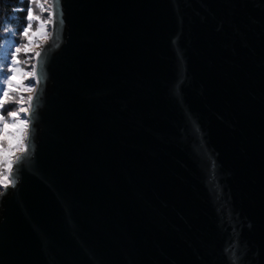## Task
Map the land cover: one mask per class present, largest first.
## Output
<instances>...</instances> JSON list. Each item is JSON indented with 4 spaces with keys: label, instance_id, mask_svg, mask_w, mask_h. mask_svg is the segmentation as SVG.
Masks as SVG:
<instances>
[{
    "label": "water",
    "instance_id": "95a60500",
    "mask_svg": "<svg viewBox=\"0 0 264 264\" xmlns=\"http://www.w3.org/2000/svg\"><path fill=\"white\" fill-rule=\"evenodd\" d=\"M60 7L0 264H264V0Z\"/></svg>",
    "mask_w": 264,
    "mask_h": 264
},
{
    "label": "snow or ice",
    "instance_id": "6c2138e0",
    "mask_svg": "<svg viewBox=\"0 0 264 264\" xmlns=\"http://www.w3.org/2000/svg\"><path fill=\"white\" fill-rule=\"evenodd\" d=\"M28 5L26 10L21 9L25 11V24L19 32H16L11 27L10 22L7 21L3 28L0 29L6 34L0 37V40L10 42L6 55L2 54L6 45L0 43V189H3L0 191V197H3L9 188H16L21 169L27 162L29 154V145L24 144L23 141L27 140L30 143L32 141V112L30 110L34 108L33 101L35 97L28 95L25 100V97L20 95L17 99L15 96H10V92L14 89L28 93L37 91L41 83L37 68L41 63L42 53L37 51L34 56H28V53L32 51V36L50 39L54 34L62 30L63 26V12L60 7V0H28ZM36 10H38L39 14H37ZM44 13H47V17L43 16ZM34 21L36 22L35 31H33ZM48 25L52 26L53 31L51 33L47 32ZM9 33L11 35H7ZM29 33H32V36ZM45 33H47V36L44 35ZM17 37L27 39V43H21ZM21 52L26 56L24 61L18 60V55ZM44 56H47V52L44 53ZM31 60H36L37 63L29 65ZM18 63H23L26 68L30 66L31 70L17 69L16 65ZM18 71L23 72L25 77H31L34 81L33 84L14 85L13 80ZM9 101L14 102L18 107L15 109L9 108L5 112L4 105ZM25 103H27V107L23 106ZM9 126L20 129V131L9 134L7 132ZM9 135L19 141L17 147H13L11 141L7 139ZM5 142H7V146H5ZM16 152L21 153V155L16 156L15 160H13L12 157ZM14 164L16 165L15 168Z\"/></svg>",
    "mask_w": 264,
    "mask_h": 264
},
{
    "label": "rangeland",
    "instance_id": "374dc122",
    "mask_svg": "<svg viewBox=\"0 0 264 264\" xmlns=\"http://www.w3.org/2000/svg\"><path fill=\"white\" fill-rule=\"evenodd\" d=\"M35 8V6H33ZM37 14L38 13V10H36ZM44 17H47V13H44L43 14ZM36 29V22L34 21L33 22V31H35ZM47 32L48 33H51L52 32V26L51 25H48L47 26ZM30 36H32V33H29ZM45 36H47V33L44 34ZM20 38V37H19ZM20 41L21 43H27V39H21L20 38ZM50 42V39H46V38H42V37H38V36H32V51L28 53V56H34L35 55V52L37 51H41L42 48L48 44ZM4 44L6 45L5 47V50L4 52L2 53L3 55H6L7 54V51H8V48L10 47V44L6 42H4ZM38 45V46H37ZM26 59V56L23 52H21L19 55H18V60L19 61H24ZM34 63H37L36 60H31L29 61V65L31 64H34ZM17 69H24L25 71H30L31 68L30 66L29 67H25V65L23 63H18L16 65ZM10 74V73H9ZM33 79L31 77H25L23 75V72H20L18 71L16 76L14 77V80H13V83L14 85H21V84H24V85H31L33 84ZM20 95H23L25 97V100L27 99V96L28 95H34V93H28V92H20L19 90L17 89H14L12 92H10V96H15L17 99L19 98ZM24 107H27V103H25L23 105ZM17 104H15L14 102L12 101H9L7 102L5 105H4V110L5 112L9 109V108H17ZM23 115V114H21ZM20 129H17V128H13L11 126H9V128L7 129V132L9 134H13V133H17L19 132ZM8 140L11 141V143L13 144V147H17L19 145V141H17L16 139H13L11 135H9V137L7 138ZM24 144H27V140L23 141ZM5 146H7V142H5ZM21 153L19 152H16L12 159L15 160V157L16 156H19ZM3 189H0V191H2Z\"/></svg>",
    "mask_w": 264,
    "mask_h": 264
},
{
    "label": "trees",
    "instance_id": "16d2710c",
    "mask_svg": "<svg viewBox=\"0 0 264 264\" xmlns=\"http://www.w3.org/2000/svg\"><path fill=\"white\" fill-rule=\"evenodd\" d=\"M28 0H0V29L3 28L5 22H10L11 27L19 32L25 24V11L21 9L28 8ZM3 31H0V37L5 36ZM7 35H11L10 33ZM17 39L20 40L19 37ZM6 41L0 40V43ZM21 42V41H20ZM10 44V42H7Z\"/></svg>",
    "mask_w": 264,
    "mask_h": 264
}]
</instances>
